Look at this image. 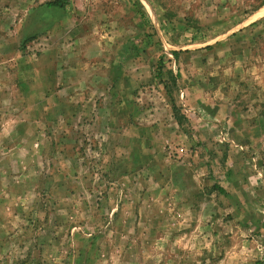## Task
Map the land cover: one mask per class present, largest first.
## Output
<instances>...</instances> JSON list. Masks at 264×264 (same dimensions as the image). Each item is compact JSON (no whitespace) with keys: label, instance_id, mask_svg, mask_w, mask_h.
<instances>
[{"label":"rangeland","instance_id":"1","mask_svg":"<svg viewBox=\"0 0 264 264\" xmlns=\"http://www.w3.org/2000/svg\"><path fill=\"white\" fill-rule=\"evenodd\" d=\"M52 1L0 0V264H264V0Z\"/></svg>","mask_w":264,"mask_h":264},{"label":"trees","instance_id":"2","mask_svg":"<svg viewBox=\"0 0 264 264\" xmlns=\"http://www.w3.org/2000/svg\"><path fill=\"white\" fill-rule=\"evenodd\" d=\"M49 5H50V6H62V5H61V2L58 1V0H54V1H52L51 3H49ZM172 54L176 57L177 54H178V52H176V51H172Z\"/></svg>","mask_w":264,"mask_h":264},{"label":"bare ground","instance_id":"3","mask_svg":"<svg viewBox=\"0 0 264 264\" xmlns=\"http://www.w3.org/2000/svg\"><path fill=\"white\" fill-rule=\"evenodd\" d=\"M264 11V7L261 8V10L258 12V14H261Z\"/></svg>","mask_w":264,"mask_h":264}]
</instances>
